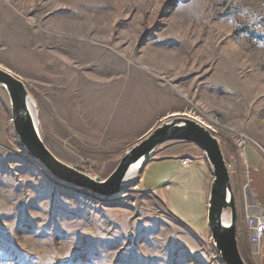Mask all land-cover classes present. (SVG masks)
<instances>
[{"label": "rangeland", "instance_id": "1", "mask_svg": "<svg viewBox=\"0 0 264 264\" xmlns=\"http://www.w3.org/2000/svg\"><path fill=\"white\" fill-rule=\"evenodd\" d=\"M257 25L264 26V0H0V66L25 85L50 152L101 179L142 136L108 130L113 86L132 70L147 72L160 86V117L175 110L219 138L239 251L254 264L243 227L244 152L252 141L264 149V31ZM160 146L147 163L183 153L203 160L211 178L196 144ZM144 166L123 197L55 178L16 136L0 85V264H223L208 228L199 230L191 214L201 208V174L184 201L169 204L166 186L142 185Z\"/></svg>", "mask_w": 264, "mask_h": 264}, {"label": "water", "instance_id": "2", "mask_svg": "<svg viewBox=\"0 0 264 264\" xmlns=\"http://www.w3.org/2000/svg\"><path fill=\"white\" fill-rule=\"evenodd\" d=\"M0 85L9 98L12 128L25 150L55 178L99 196L109 198L119 195L131 167L135 164L144 166L164 142L176 140L196 144L203 151L211 172L206 223L212 244L223 264H246L238 247L236 201L228 164L219 138L208 128L181 113L168 114L129 146L114 169L101 179L63 163L50 152L38 132L35 105L25 85L15 74L1 66Z\"/></svg>", "mask_w": 264, "mask_h": 264}, {"label": "crops", "instance_id": "3", "mask_svg": "<svg viewBox=\"0 0 264 264\" xmlns=\"http://www.w3.org/2000/svg\"><path fill=\"white\" fill-rule=\"evenodd\" d=\"M119 85H121L119 89L113 86L117 89L114 93L116 97L109 108V114H107V116H111L112 124L108 125L111 126L108 130L111 131L112 136L116 135L118 137L119 133L132 129L131 132L138 134L139 137L158 118L165 117V115L164 117H160L161 109L158 105L160 86L148 76L147 72L132 70L129 76H123ZM163 93L165 96L168 94L167 90H163ZM100 101L101 99H99ZM98 106L100 105L98 104ZM98 106L95 108L97 112H100V107ZM173 112L176 111L171 110L167 114ZM117 119L120 122L115 125L114 121ZM159 149H163V146H159L157 150ZM244 155L250 175L249 185L244 186V217L246 226L243 227V232L247 246L246 254L252 259L254 264H264V231L260 239L257 238L255 231L257 224L256 215L264 214V149L252 141L251 146L246 150V154L244 152ZM184 156L189 155L183 153H163L160 156H153L143 168L141 183L146 189L152 191H159L166 186L167 201L170 204L171 197L178 200V196H181V200L183 201L187 198V192L191 191L190 184H192L196 173L199 172L202 176L200 187L201 208L196 213L192 212L191 214L195 217L199 230H206V201L211 178L203 160L196 159L188 165L183 166L181 158ZM173 187L176 191L175 196H171Z\"/></svg>", "mask_w": 264, "mask_h": 264}, {"label": "bare ground", "instance_id": "4", "mask_svg": "<svg viewBox=\"0 0 264 264\" xmlns=\"http://www.w3.org/2000/svg\"><path fill=\"white\" fill-rule=\"evenodd\" d=\"M82 87V86H81ZM130 101V100H129ZM137 102V101H136ZM34 103V102H33ZM131 103V102H130ZM139 104V103H138ZM73 107V106H72ZM71 107V108H72ZM81 107V106H80ZM31 108L33 109V105L31 104ZM34 110V109H33ZM98 110H99V108H98ZM34 112V111H33ZM183 115H185V114H183ZM185 116H187V115H185ZM209 120H210V122L213 124V126L215 127V128H218V129H223V125L222 124H220L219 123V121H217L216 119H214L213 117H211V118H209ZM124 121V120H123ZM82 129V128H81ZM89 129V128H88ZM140 165L139 164H135V165H133L132 167H131V169H130V171L128 172V174H127V176H126V178H125V180H124V186H127L135 177H136V174L138 173L137 171H139L140 170ZM122 193V192H121ZM120 193V194H121ZM119 194V196L118 197H123V196H125V194L124 193H122L121 195Z\"/></svg>", "mask_w": 264, "mask_h": 264}, {"label": "built area", "instance_id": "5", "mask_svg": "<svg viewBox=\"0 0 264 264\" xmlns=\"http://www.w3.org/2000/svg\"><path fill=\"white\" fill-rule=\"evenodd\" d=\"M195 160L196 158L194 156H185L181 159V164L188 165L189 163ZM256 218H257V224L255 226V231H256L257 238L260 239L264 231V215L257 214Z\"/></svg>", "mask_w": 264, "mask_h": 264}, {"label": "clouds", "instance_id": "6", "mask_svg": "<svg viewBox=\"0 0 264 264\" xmlns=\"http://www.w3.org/2000/svg\"><path fill=\"white\" fill-rule=\"evenodd\" d=\"M256 27H257L258 30L264 31V26L257 25ZM258 46L259 47H264V41L259 42Z\"/></svg>", "mask_w": 264, "mask_h": 264}]
</instances>
